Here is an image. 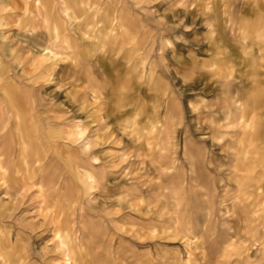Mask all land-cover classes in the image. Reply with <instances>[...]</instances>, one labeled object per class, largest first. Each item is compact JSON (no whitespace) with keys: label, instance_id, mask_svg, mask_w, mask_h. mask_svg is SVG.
I'll list each match as a JSON object with an SVG mask.
<instances>
[{"label":"crops","instance_id":"1","mask_svg":"<svg viewBox=\"0 0 264 264\" xmlns=\"http://www.w3.org/2000/svg\"><path fill=\"white\" fill-rule=\"evenodd\" d=\"M113 1L0 0V264H264V217L243 227L232 181L240 213L213 249L112 178L116 158L157 155L183 87L234 92V157L248 135L264 155V0Z\"/></svg>","mask_w":264,"mask_h":264},{"label":"rangeland","instance_id":"2","mask_svg":"<svg viewBox=\"0 0 264 264\" xmlns=\"http://www.w3.org/2000/svg\"><path fill=\"white\" fill-rule=\"evenodd\" d=\"M126 1L128 10L132 9V14L138 16L134 10L139 8V1ZM113 2L122 9L125 0ZM130 19L122 17L124 22ZM235 98L234 92L229 94L218 87L180 88L164 107L163 134L157 155L148 160L137 156L116 158L112 176L116 184H131V191L147 194L157 201V207L161 204L165 226L185 228L213 249L230 238L240 213L231 181L238 198L251 212L249 218L243 219V227L258 214L264 217V198H259L264 182V155L245 154L252 150L251 135L238 144L240 153L234 157L238 128ZM156 103V96H149L147 106L140 109L148 147L152 146L156 132L155 117L150 112ZM249 132L256 134L252 127ZM260 166L261 172L254 176L251 169ZM116 201H123L121 194H117ZM237 251L232 242L224 254Z\"/></svg>","mask_w":264,"mask_h":264}]
</instances>
